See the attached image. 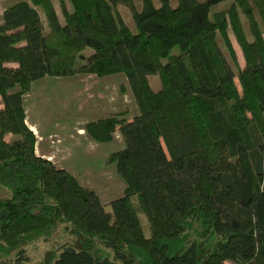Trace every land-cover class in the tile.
Wrapping results in <instances>:
<instances>
[{
  "label": "trees",
  "instance_id": "obj_1",
  "mask_svg": "<svg viewBox=\"0 0 264 264\" xmlns=\"http://www.w3.org/2000/svg\"><path fill=\"white\" fill-rule=\"evenodd\" d=\"M56 1L62 22L53 0H21L0 14V264H264V0H139V9L132 0ZM85 47L92 52L74 68ZM78 73H122L137 108L128 121L82 127L95 142L117 133L123 143L106 159L124 183L109 211L35 154L24 122L33 81ZM59 225L88 237L83 248L61 244L31 262L23 246Z\"/></svg>",
  "mask_w": 264,
  "mask_h": 264
},
{
  "label": "rangeland",
  "instance_id": "obj_2",
  "mask_svg": "<svg viewBox=\"0 0 264 264\" xmlns=\"http://www.w3.org/2000/svg\"><path fill=\"white\" fill-rule=\"evenodd\" d=\"M18 1L21 0H0V13L4 8ZM132 1L139 9L140 1ZM53 2L57 16L62 22L57 1L53 0ZM168 2L170 6H174L176 0H168ZM152 3L157 6L158 0H152ZM228 4L229 1L215 4L211 10L225 8ZM115 9L123 22L133 30L128 8L118 4ZM39 14L44 22L40 10ZM240 19L249 40L246 20L242 15ZM231 40L238 64L241 66L243 61L240 49L232 37ZM217 41L220 42V39L217 38ZM91 52L92 49L89 47L79 51L73 67L76 68L84 63ZM147 78L153 90L159 88L156 76L149 75ZM22 107L26 126L32 127L38 136L37 145H34L35 154L50 160L56 167L63 168L73 175L80 185L93 190L104 210L109 211L107 203L122 195L124 183L116 174L114 164L106 162V159L109 153L120 149L123 143L117 133H114V138L110 142H95L83 132L82 127L86 122L98 118L118 115L122 121H128L137 114L124 75L117 73L96 77L78 73L61 77L45 76L31 83L28 93L22 96ZM17 137L16 134H4L6 141ZM0 195L6 196L7 192L0 189ZM137 216L142 235L147 237L149 235L147 220L141 212H138ZM85 238L88 237L70 235L63 225H59L46 240L42 237L37 238L25 244L23 248L31 262L45 261L50 256L52 258L56 255L54 249L61 244L75 249L83 248ZM93 249H96L95 252L101 251V255L110 256V251L97 243L93 244ZM87 250L91 249L87 248Z\"/></svg>",
  "mask_w": 264,
  "mask_h": 264
},
{
  "label": "crops",
  "instance_id": "obj_3",
  "mask_svg": "<svg viewBox=\"0 0 264 264\" xmlns=\"http://www.w3.org/2000/svg\"><path fill=\"white\" fill-rule=\"evenodd\" d=\"M1 14V13H0ZM25 122V121H24ZM29 127V129L34 133V129L32 128V127H30V126H28ZM34 135H35V145H37V140H38V136H37V134H35L34 133Z\"/></svg>",
  "mask_w": 264,
  "mask_h": 264
}]
</instances>
